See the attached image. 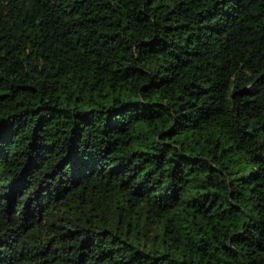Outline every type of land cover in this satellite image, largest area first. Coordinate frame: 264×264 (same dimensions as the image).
<instances>
[{"label": "trees", "instance_id": "obj_1", "mask_svg": "<svg viewBox=\"0 0 264 264\" xmlns=\"http://www.w3.org/2000/svg\"><path fill=\"white\" fill-rule=\"evenodd\" d=\"M0 264H264V0H0Z\"/></svg>", "mask_w": 264, "mask_h": 264}]
</instances>
